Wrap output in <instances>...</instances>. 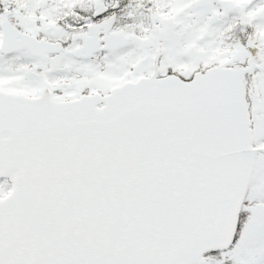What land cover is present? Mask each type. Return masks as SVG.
<instances>
[{"label": "snow or ice", "instance_id": "1", "mask_svg": "<svg viewBox=\"0 0 264 264\" xmlns=\"http://www.w3.org/2000/svg\"><path fill=\"white\" fill-rule=\"evenodd\" d=\"M0 264H264V0H0Z\"/></svg>", "mask_w": 264, "mask_h": 264}]
</instances>
